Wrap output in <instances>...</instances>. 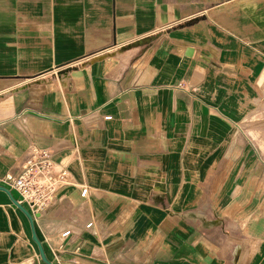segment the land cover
Listing matches in <instances>:
<instances>
[{
  "label": "crops",
  "instance_id": "0c3cea01",
  "mask_svg": "<svg viewBox=\"0 0 264 264\" xmlns=\"http://www.w3.org/2000/svg\"><path fill=\"white\" fill-rule=\"evenodd\" d=\"M0 187V264H264V0H0Z\"/></svg>",
  "mask_w": 264,
  "mask_h": 264
},
{
  "label": "built area",
  "instance_id": "2783aa9c",
  "mask_svg": "<svg viewBox=\"0 0 264 264\" xmlns=\"http://www.w3.org/2000/svg\"><path fill=\"white\" fill-rule=\"evenodd\" d=\"M3 182L32 214L47 210L58 200L60 190L72 185L67 163L56 160L53 151L41 148H31L18 171L6 174ZM87 193L88 189L81 186L80 196L85 198Z\"/></svg>",
  "mask_w": 264,
  "mask_h": 264
},
{
  "label": "water",
  "instance_id": "95a60500",
  "mask_svg": "<svg viewBox=\"0 0 264 264\" xmlns=\"http://www.w3.org/2000/svg\"><path fill=\"white\" fill-rule=\"evenodd\" d=\"M0 190L2 191H5L7 193H9L5 188L3 187H0ZM10 195V193H9ZM11 196V195H10ZM11 200L24 212V214H26V216L28 217L31 225L33 224V217L32 215H30L21 205H19L12 197H11ZM32 238H33V241L36 243L37 247H38V250H39V254H40V257L41 259L47 263V264H50L47 260H46V257H45V254L43 252V249H42V246L40 244V242L38 241L37 237L35 236V234L33 233L32 235Z\"/></svg>",
  "mask_w": 264,
  "mask_h": 264
},
{
  "label": "bare ground",
  "instance_id": "6f19581e",
  "mask_svg": "<svg viewBox=\"0 0 264 264\" xmlns=\"http://www.w3.org/2000/svg\"><path fill=\"white\" fill-rule=\"evenodd\" d=\"M19 210V209H18ZM21 211V210H20ZM22 212V211H21ZM22 214H24L23 212H22ZM25 216V215H24ZM26 217V216H25Z\"/></svg>",
  "mask_w": 264,
  "mask_h": 264
}]
</instances>
